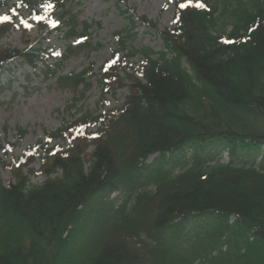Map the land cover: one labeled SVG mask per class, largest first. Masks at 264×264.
I'll list each match as a JSON object with an SVG mask.
<instances>
[{
  "label": "trees",
  "instance_id": "1",
  "mask_svg": "<svg viewBox=\"0 0 264 264\" xmlns=\"http://www.w3.org/2000/svg\"><path fill=\"white\" fill-rule=\"evenodd\" d=\"M74 1L0 0V42L14 27L28 32L24 10L41 35L84 39L56 63L47 49L0 44V73L16 60L42 63L46 79L84 97L88 69L59 71L77 50L102 45L87 39L94 23L79 29ZM175 3V25L162 29L120 6L130 26L115 32L99 83L105 95L127 88L122 105L80 109L17 161L0 158V264H264V0ZM138 20L161 36L159 53L129 49ZM125 51L141 53L139 69L125 66Z\"/></svg>",
  "mask_w": 264,
  "mask_h": 264
},
{
  "label": "rangeland",
  "instance_id": "2",
  "mask_svg": "<svg viewBox=\"0 0 264 264\" xmlns=\"http://www.w3.org/2000/svg\"><path fill=\"white\" fill-rule=\"evenodd\" d=\"M16 1L12 0V2ZM125 1L128 6L137 10L138 15H147L156 20L161 29L172 27L175 24L174 0H76L72 2L71 7L79 15V29L83 22L101 23L100 26L96 24L91 29V40L94 44L100 43L102 46L98 49H90L91 51L89 49L80 50L64 63L60 75L80 72L94 64L93 69L88 73V81L91 86L84 97H79L72 88H62L55 82V79H46L39 69L33 70L30 66L21 64L19 61L14 62L11 70L4 71L0 76L1 84L5 86L0 89V140L4 145V149L0 150L2 160L10 163L14 158L17 161L30 146L40 140H45L46 132L57 130L65 117L70 120L71 114L80 109L87 108L92 111L105 112L119 107L125 101V97L128 95L127 88H120L115 95H105L98 80L102 65L118 48L115 32L130 26L127 15L121 13L120 10V6L125 8ZM2 13L3 11L0 12V17ZM24 16L29 28L28 32H24L21 27H15L4 36L0 44L20 50L25 49L28 45L40 46L42 49L49 48L58 53L57 57L70 44L78 45L74 39H66V36L61 32L41 35L34 15L27 10L24 12ZM132 31L136 35L128 41L129 49L149 47L157 52L163 49V40L153 29L138 22ZM35 40H39V42L35 43ZM138 54L140 55V53ZM139 55L133 58L126 57L127 66L134 65L139 68ZM41 67L40 64L39 68ZM76 98L77 101H75ZM70 106L74 109L66 113V107ZM19 126L26 130V135L20 143H18ZM91 129L95 130L96 127L92 126ZM10 144L14 148H10ZM57 144L61 145L63 149L69 146V142L62 139L54 140L52 146ZM156 156L152 155L148 162H152ZM227 160L228 154H225L224 161ZM32 166L39 169V160ZM1 171L4 181L7 183L12 176L11 170L6 166L2 167ZM42 177L40 174L32 176V182L39 183L44 180ZM197 230L198 228H193V232ZM200 233L202 236L199 237V242L202 245L209 243L208 232L201 229ZM197 249L195 247V250Z\"/></svg>",
  "mask_w": 264,
  "mask_h": 264
},
{
  "label": "snow or ice",
  "instance_id": "3",
  "mask_svg": "<svg viewBox=\"0 0 264 264\" xmlns=\"http://www.w3.org/2000/svg\"><path fill=\"white\" fill-rule=\"evenodd\" d=\"M180 6H181V7H185L186 5H185V4H181ZM197 6L202 7L203 5H202V4H198ZM4 19H8V17H4ZM38 19H39V17H38ZM25 23H26V22H25Z\"/></svg>",
  "mask_w": 264,
  "mask_h": 264
}]
</instances>
